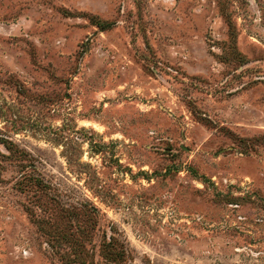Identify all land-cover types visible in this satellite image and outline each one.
<instances>
[{"label": "rangeland", "instance_id": "obj_1", "mask_svg": "<svg viewBox=\"0 0 264 264\" xmlns=\"http://www.w3.org/2000/svg\"><path fill=\"white\" fill-rule=\"evenodd\" d=\"M0 264H264V0H0Z\"/></svg>", "mask_w": 264, "mask_h": 264}]
</instances>
